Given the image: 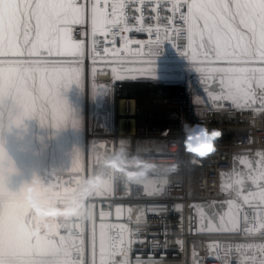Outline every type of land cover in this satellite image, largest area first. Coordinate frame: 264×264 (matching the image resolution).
Here are the masks:
<instances>
[{
  "label": "snow or ice",
  "instance_id": "obj_1",
  "mask_svg": "<svg viewBox=\"0 0 264 264\" xmlns=\"http://www.w3.org/2000/svg\"><path fill=\"white\" fill-rule=\"evenodd\" d=\"M74 32L89 38L88 45L84 39H74ZM178 40L186 41L182 54L201 73V83L217 109L264 118V0H0V212L5 210V198L14 202L10 211L19 215L26 210L19 195L7 189V174L14 169L3 147L6 125L10 130L13 124L37 118L41 124L62 126L72 114L61 89L84 81L86 54L94 75L132 78L150 72L163 43L175 46ZM205 142L211 140L199 141ZM188 148L195 151L191 144ZM256 155L260 167L242 159L247 172H237L234 182L222 189L221 203L227 211L221 220L231 215L234 205L247 206L255 219L264 212V153ZM69 182L75 183L76 177ZM126 198L115 192L111 197L101 193L92 198L94 215L86 239L81 240L83 256L69 253L73 259L68 264H144L141 257L146 254L133 248L141 243L143 233H125L122 223L109 220L114 206L116 220L121 219L124 206L116 201ZM240 231L253 229H241L237 223L232 230H221L211 219L199 227L193 225L192 264H264V244H249L243 258L229 260L233 249L226 246L221 256L219 244L213 242L205 249L207 258L201 256L199 249L205 246L197 238L202 241L213 234ZM177 243L184 246V241Z\"/></svg>",
  "mask_w": 264,
  "mask_h": 264
},
{
  "label": "rangeland",
  "instance_id": "obj_2",
  "mask_svg": "<svg viewBox=\"0 0 264 264\" xmlns=\"http://www.w3.org/2000/svg\"><path fill=\"white\" fill-rule=\"evenodd\" d=\"M73 38L75 39L74 33ZM79 39H84L86 46L88 45L89 38H86L82 34V37ZM181 45L182 49L178 55L173 58L159 60L158 62L153 61L149 72L150 74H141L138 77L157 76L158 74L164 78H175V76H179L181 77L179 79L182 81L185 78V73L188 68L192 67L197 71L192 61L186 55L182 54L187 46L186 41L184 40ZM160 65H163V67ZM91 67L90 57L86 54L84 59V81L79 83V85L78 83H72L68 88L61 89V96L65 99L72 114L70 118L65 120L62 126L55 127L51 122L41 124L39 119L32 118L25 119L20 125L23 128L28 124L26 133L22 132L23 130L21 128H18L19 130L16 136L10 138L6 132L7 125L3 131V147L14 169L7 174V181L9 183H7V189L11 193L14 191V194H18L19 199L23 200V204L25 203L26 211H24L19 222L25 225L24 227L27 229L28 249L24 252L13 247L6 253L5 251L2 252L0 247V264H68L69 260L73 259L72 256L68 255L69 253L83 256L85 244L81 243V240L86 239L87 225L94 215L92 198L99 196L101 193L110 197L113 192L119 194L126 190V188H121L120 186V171L116 172L117 169L115 170V168H118V158L116 157L119 155L118 150L121 148L119 144H121L120 140L123 139V134H128L132 129L130 120L123 119V117L138 112L139 106L130 95L116 97L113 84L116 80L120 79H113L110 74H105L104 76H102L103 74L94 75L91 72ZM97 67H102V65H97ZM174 67L180 69L181 72L178 74L165 73V71L177 69ZM154 71L156 72L154 73ZM197 74L201 75L198 71ZM121 80H124V78ZM132 84L134 85L135 83ZM137 86L132 88L134 89V94L138 93L137 89L141 88ZM188 88L190 89V87ZM94 91H101L102 99H98V102L93 101ZM191 99L186 100L187 103L193 102L201 106L215 102L214 100L210 101L211 99L207 96V93L201 99H193V97ZM75 106L80 112L77 119L75 117ZM143 107L139 111L142 113L144 110H149L154 120L167 121L173 119L176 115L172 107H150L147 104ZM73 120H75V124ZM26 142L31 143V148L34 151V162L32 166H29L30 168L16 163L17 159H15L24 148ZM58 142L60 144L57 145ZM261 149H264V146L259 145L249 150H253V152H264ZM250 161L254 168H259L260 165L257 167L254 159ZM234 164L233 167L235 169L237 163ZM239 171L246 173L247 168L241 165ZM167 173L171 174L172 180L178 183V185H175L174 190L166 195L167 199L184 202L181 205L182 208L191 204V207L186 208L187 212H181L179 240L186 242V262L187 264H192L190 251L191 240L193 238H189L193 237L190 232L192 228V207L195 204L204 203L205 205H209L211 214L215 212L214 210L219 211V208L222 206L221 201L224 199L222 189L232 180L229 175L225 178L224 185L222 182L219 183L216 190L206 198L207 201H202V199L200 200L198 198L195 190V167H190L187 164L184 169L183 164L177 162ZM73 176L76 177V182L70 183L69 180ZM13 177L14 180L17 177L15 181H13ZM20 177L22 179L24 178L23 182L25 184L22 183V187H17L18 190H16L17 185H15V182ZM167 179L166 177H161L160 182L157 183L151 182V180H144L141 184L135 182L136 189H138V192H152L157 190ZM101 181H104V183ZM106 181H108L110 187L105 189L104 184ZM12 183H14V187H12ZM185 186L187 189H185ZM28 187L33 190H29ZM30 191L31 193L28 194ZM12 202L13 200L9 198L3 200L5 210L0 212V225L4 220L3 216H5L6 206L13 205ZM28 203L29 205H27ZM95 203L98 205L99 201L97 200ZM116 203L128 208L145 204V202L139 204L133 202ZM157 204L168 203L161 202ZM241 206L242 222L246 220L248 225L246 227L253 229V231L250 233L213 234L204 238L202 241L197 238V242H202L205 246L199 249L200 253L207 256L205 250L207 245L213 242H222L217 244L223 247V250L226 246H230L233 249L232 255H230L231 257L234 256L232 259L237 256L243 258V255L248 250L247 246L249 244H264V229H260V225H264V212H261L259 218L255 219L251 209L247 208V206ZM114 209L115 206L111 209L113 216L109 218L110 222L116 219ZM108 210L106 209L105 211ZM129 211L134 213L131 209ZM127 214L124 216L126 223L123 224L125 233L136 227L142 230L144 239L148 238L152 230H156L160 237L169 234V224L163 226V221H165L163 217H145L142 214L130 215L129 212ZM186 215L189 216V221L186 219ZM152 222L157 225L156 229H154L155 225ZM115 223L119 222L116 221ZM148 223H151L152 227H149L150 225ZM43 238L45 240H42ZM2 239L3 236L0 230V242ZM46 241L50 243L44 245ZM140 245L148 248L147 252L140 250L141 254H146V256L142 255L141 257L144 259V264H174L169 259L177 254L178 247H174L171 251H164L160 246H156L151 242H147L146 244L140 243ZM237 247L241 248V252L237 253L235 251ZM76 264H79V262L77 261Z\"/></svg>",
  "mask_w": 264,
  "mask_h": 264
},
{
  "label": "built area",
  "instance_id": "obj_3",
  "mask_svg": "<svg viewBox=\"0 0 264 264\" xmlns=\"http://www.w3.org/2000/svg\"><path fill=\"white\" fill-rule=\"evenodd\" d=\"M74 34L75 39L82 37V33L74 32ZM132 35L140 39L146 38L144 34L133 33ZM183 41H176L175 46L173 42L163 43L153 61L158 62L178 55ZM132 83L147 90L146 95L148 96L142 100L139 99L142 102L137 103L139 110L145 104L150 107L165 106L172 107L176 115L167 121L154 120L149 110H144L142 113L138 110L135 132L130 135L123 134V139L124 136L129 139V141L124 139L128 145H125L122 150L119 148V155L116 157L122 162L120 185L121 188H126V192L116 194V196L128 198L116 202L174 203L177 208L172 215L178 218L181 212H187L191 204L182 208L181 205L184 202L166 197L174 190L175 185H178L172 180L171 174L167 173L177 162L182 163L184 169L187 164L195 167V190L198 198L204 200L216 190L221 177L230 171L239 151L259 145L264 146V118L258 114H249L240 110L231 111L230 108L220 110L216 108V102L202 106L193 102L187 103L186 100L189 98L192 100L191 91L181 81L174 78L136 76L116 80L113 84L116 97L130 95L135 98L136 95L132 88L136 86ZM204 129L212 134L220 132L221 135L216 136L215 151L212 150V145L208 144V152L200 151L197 155L196 149L195 151L189 150L188 142L191 137L201 133ZM137 140L140 144L138 148L135 147ZM199 147L204 148L205 145L200 144ZM162 176L168 180L157 190L138 192L136 189L137 179L147 178L158 182ZM185 189H187L186 186ZM144 195L147 197H142ZM185 217L189 221V216ZM174 224L170 222V225Z\"/></svg>",
  "mask_w": 264,
  "mask_h": 264
},
{
  "label": "bare ground",
  "instance_id": "obj_4",
  "mask_svg": "<svg viewBox=\"0 0 264 264\" xmlns=\"http://www.w3.org/2000/svg\"><path fill=\"white\" fill-rule=\"evenodd\" d=\"M181 65V64H180ZM179 65V66H180ZM190 65V64H189ZM161 67H163V65H160ZM182 66V65H181ZM188 66V65H187ZM186 66V67H187ZM155 68V67H154ZM174 68H177V67H174ZM154 70V69H153ZM153 72V71H152ZM156 71H154L155 73ZM166 72H169V73H175V74H178L179 72H181L180 69H175V70H172V71H165ZM150 74V73H149ZM153 74V73H152ZM201 74V73H200ZM105 74H103L102 76H104ZM101 76V75H100ZM152 76V75H150ZM153 76H156V75H153ZM157 77L159 78H164L163 76L161 75H158L157 74ZM172 78V77H171ZM181 77L179 76H175L174 79H177L178 81H181L180 79ZM181 83H183V85L188 88L190 87V91L192 93V97L193 99H201L202 96L206 95L207 93V96H209V98L211 99L210 101H212V96L209 95L208 92L205 91L204 87L202 86V83H201V75L197 74V71H195L194 68H188L186 70V73H185V78L184 80L181 81ZM74 84V83H73ZM79 85V84H78ZM75 87V86H74ZM78 87V86H77ZM192 87V88H191ZM68 88V87H67ZM79 88V87H78ZM137 89V88H136ZM193 91H192V90ZM138 93H135V98H133L131 96V98L134 100V102L137 103H140L142 102L141 100L144 99V97L148 96L146 95L147 94V90H143V88L141 87L140 89H137ZM66 93V92H65ZM63 95V93H62ZM93 101H97L98 99H102L101 98V91H94L93 93ZM141 99V100H139ZM65 100V99H64ZM79 100V99H77ZM76 100V101H77ZM92 101V102H93ZM101 101V100H100ZM196 101V100H195ZM98 102V101H97ZM77 104V102H76ZM93 104V103H92ZM97 105V104H96ZM138 105V104H137ZM94 106V105H93ZM80 107V106H78ZM97 108V107H96ZM94 109V108H93ZM168 109V108H167ZM153 110V109H152ZM100 111V110H99ZM80 112L77 110V107L75 106V117L77 119L78 117V114ZM136 113H133L132 115H128L127 117H123V119H128L130 120V122L132 123V129L131 131L128 133L129 135L130 134H133L135 132V129H136ZM155 113V112H154ZM173 114V113H172ZM75 119V118H73ZM158 120V119H157ZM18 128H21V126H16L15 124L11 125V128L10 130L7 128L6 129V132L7 134L9 135L10 138H14L18 132ZM27 128H28V124L25 125V127L21 128L24 132L26 133L27 131ZM20 129V130H21ZM75 132V130H74ZM60 134V133H59ZM64 134V133H63ZM76 134V133H75ZM28 135V134H27ZM59 137V136H58ZM75 137V136H74ZM9 138V140H10ZM58 139V138H57ZM124 139L125 140H128L125 136H124ZM124 139H121V150L124 148L125 145H128V142L125 141ZM62 141V140H61ZM119 141V142H120ZM57 142V141H56ZM60 144V142L57 143V145ZM56 145V146H57ZM118 145V144H117ZM139 141H135V147L138 148L139 146ZM60 146V145H59ZM250 149V148H249ZM249 149H245L244 150H241V152L237 153L236 154V157L234 159V162H233V165H232V168L230 169L229 172H227L225 175H223L220 179V183L222 182V184L224 185V181H225V178H227L229 175H230V178H231V182H234V180L236 179V173L237 172H240L239 169H240V166H244L240 161L242 159H247L251 164L252 162L250 160L253 161V159L255 160V163L258 167V165H260V157L257 156L256 154L257 153H264L262 151H257V152H253V150H249ZM247 150V151H246ZM261 150H264V149H261ZM58 151V150H57ZM251 151V152H250ZM62 153V152H61ZM34 151L33 149L31 148V143L29 142H26V144L24 145V148L20 151V153L16 156L15 159H17L16 163L24 166V167H29V166H32L33 165V162H34ZM60 157V156H59ZM234 163H237L235 169H234ZM36 164V163H34ZM260 167V166H259ZM30 168V167H29ZM239 168V169H238ZM117 169V170H116ZM234 169V171H233ZM116 172H119L120 173L122 172V162H120V160L118 159V168H115ZM115 172V173H116ZM117 174V173H116ZM117 176V175H116ZM163 177V176H162ZM17 177H15V180H16ZM120 178V176H119ZM24 179V178H23ZM23 179L20 177L17 182H15L17 185L16 186V190L17 187H22V183L23 182ZM14 180V177H13V181ZM144 180H148L151 182H154V183H157L155 180H152V179H137L136 182L140 183ZM161 178L158 180V182H160ZM168 180V179H167ZM166 180V181H167ZM165 181V182H166ZM104 183V181H101ZM8 183V181H7ZM121 183V182H120ZM229 183V182H228ZM9 184V183H8ZM14 187V183H12ZM25 184V183H24ZM21 185V186H20ZM119 185V184H118ZM25 186V185H23ZM121 186V185H120ZM30 187V186H29ZM28 187V188H29ZM104 187L105 189L106 188H109L110 187V184H108V181H106V183L104 184ZM26 188V189H28ZM13 190H15L14 188H12ZM31 188H29L30 190ZM234 189L237 190V187L234 186L233 187V191ZM9 190V189H8ZM11 190V189H10ZM22 190V189H21ZM20 190V191H21ZM24 190V189H23ZM33 190V189H31ZM122 191V190H120ZM10 192V191H9ZM14 192V191H13ZM12 192V193H13ZM26 193V191H24ZM126 192V190H125ZM11 193V192H10ZM18 193H20L18 191ZM31 191L28 193L30 194ZM24 194V193H23ZM22 194V195H23ZM25 196V195H24ZM201 200V199H200ZM207 201V199H204L202 201ZM23 201V200H21ZM26 202H28L27 200H25ZM6 202V201H5ZM14 203V202H12ZM247 203H255L253 201H248ZM11 204V203H10ZM25 204V203H24ZM152 204H155V203H149V204H144V205H138V206H133V208H128V207H124V212H123V215L121 217V219L119 221H117L115 219V221H113V223H115L116 221L119 222V223H122L125 224L126 223V219L124 218V216L127 214V212H129L130 215H136V214H142L144 215L145 217H152V216H160V217H163V219H165L164 222V225H168L169 224V234L167 236H164V237H160L158 232L156 230H152L149 235H148V238H143V236L141 235L139 237V239L141 240V243L143 244H146L147 242H151L153 244H155L156 246H160L162 249H164V251L166 250H172L174 247H178V251L176 252L177 254L173 257H171V261L174 262V264H187L186 262V254H187V248H186V242L184 241V246L181 247L180 244H178L177 242L180 241L179 240V233H180V217H181V213L179 214L178 218H176V216L172 215L173 213H175V204L174 203H168V204H163V205H166L167 207L165 208H156L154 206H151ZM157 204V203H156ZM29 205V203L27 204ZM145 205H148L147 207H145ZM243 205V204H242ZM13 207V205H9V206H6V211L4 213L5 216H3L4 220L2 221V224L0 225V230H1V234L3 236V239L1 240L0 242V247L2 249V252H6L8 253V251H10L13 247L16 249H20L22 251H27L28 249V245H27V229H25V225H23L22 223H20V218H22L21 216L23 215V213L17 215L14 211H10L9 209H11ZM26 207V206H25ZM238 208V210H237ZM107 208H105L106 210ZM129 209H131V211H133L134 213H131L129 211ZM115 210V209H114ZM26 211V210H25ZM215 212L211 214V210L209 209V205H205L204 203L202 204H195L193 207H192V227L193 225L199 227L200 223L203 222V223H207L209 219H211V221L218 227L220 228L221 230L223 229H228V230H232L234 229L236 226H237V223L240 224V227L241 229H243L244 227H246L247 225V221L245 220V222H242V206H233L232 208V212H231V215H225L223 217V220L220 219V215L223 214L224 212L227 211V206L222 204V206L219 208V211L217 210H214ZM136 212V213H135ZM156 213V215H153V213ZM219 212V213H218ZM114 215H115V212H114ZM128 215V214H127ZM203 217V219H202ZM174 219H176L177 221H175ZM160 221V220H159ZM162 222V221H161ZM170 222L171 224L172 223H175L174 225H170ZM25 224V223H24ZM150 226L149 227H152V224H154L152 222L151 223H148ZM162 224V223H161ZM155 225V224H154ZM160 225V224H159ZM248 226V225H247ZM124 227V226H123ZM157 228V225H155V228ZM164 228V227H163ZM141 231L142 230H139L138 228H133V230H130V231ZM154 231V232H153ZM240 232H244V231H240ZM143 233V232H142ZM41 237V236H40ZM42 238V237H41ZM47 238V237H46ZM155 238V239H154ZM39 239V238H38ZM188 239V238H187ZM37 240V239H36ZM42 240H45L44 238ZM48 240V239H47ZM144 240V241H143ZM50 241V240H49ZM145 241H147L145 243ZM42 243V242H41ZM49 244L50 242H45L44 245ZM216 243H222V242H216ZM136 247H138L140 250H143L144 252H147L148 248L146 246H142L140 245V243L138 245H134L133 248L135 249ZM223 247H220V249L222 250L221 251V256L222 253H223ZM202 257H205V259L207 258V256H205L203 253H200ZM171 256V254H170ZM234 257V256H233ZM233 257L229 256L228 259L231 260ZM173 264V263H172Z\"/></svg>",
  "mask_w": 264,
  "mask_h": 264
},
{
  "label": "clouds",
  "instance_id": "obj_5",
  "mask_svg": "<svg viewBox=\"0 0 264 264\" xmlns=\"http://www.w3.org/2000/svg\"><path fill=\"white\" fill-rule=\"evenodd\" d=\"M213 131H216V130H213ZM204 133H206V135H204ZM217 139L216 136H213L212 135V132H208L207 129H204L202 130L201 133L191 137L189 139V144L192 145L193 148L196 149V152L199 153L200 151H205V152H208V144H211L212 145V150L214 151V145H215V140ZM203 140H211V143H202L205 145L204 148H200L199 145L201 143H199V141H203ZM190 150V149H189ZM191 151V150H190ZM210 154V153H208Z\"/></svg>",
  "mask_w": 264,
  "mask_h": 264
}]
</instances>
